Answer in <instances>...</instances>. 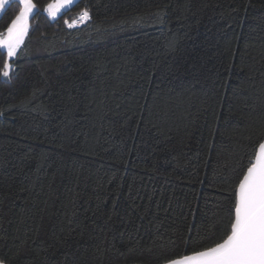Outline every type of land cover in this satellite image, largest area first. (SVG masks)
Instances as JSON below:
<instances>
[{
    "label": "trees",
    "instance_id": "trees-1",
    "mask_svg": "<svg viewBox=\"0 0 264 264\" xmlns=\"http://www.w3.org/2000/svg\"><path fill=\"white\" fill-rule=\"evenodd\" d=\"M52 1L0 76V256L164 264L210 244L264 138V0H78L51 19Z\"/></svg>",
    "mask_w": 264,
    "mask_h": 264
},
{
    "label": "snow or ice",
    "instance_id": "snow-or-ice-1",
    "mask_svg": "<svg viewBox=\"0 0 264 264\" xmlns=\"http://www.w3.org/2000/svg\"><path fill=\"white\" fill-rule=\"evenodd\" d=\"M9 2L0 0V8ZM17 2L19 14L8 26L7 33H0V48L5 49L7 55L0 76L9 79L13 72L9 60L17 56L28 32V17L36 8L33 0ZM73 2L57 0L49 3L46 11L55 18L60 9ZM88 15L85 9L82 17ZM11 261L12 257L0 256V264H11ZM166 264H264V138L260 139L246 168L241 169L233 188L229 220L220 235L199 250L169 259Z\"/></svg>",
    "mask_w": 264,
    "mask_h": 264
},
{
    "label": "rangeland",
    "instance_id": "rangeland-1",
    "mask_svg": "<svg viewBox=\"0 0 264 264\" xmlns=\"http://www.w3.org/2000/svg\"><path fill=\"white\" fill-rule=\"evenodd\" d=\"M11 1V0H10ZM76 1H78V0H74V2L71 4V5H69L68 7H66V8H62V9H60V11L58 12V14L56 15V17L55 18H53L52 16H50L49 14H48V12L46 11V9H45V11H46V13L49 15V17L51 18V19H56L57 17H59L65 10H67L69 7H71ZM57 2V0H54V1H52L51 3H56ZM7 4L8 3H6L5 5H4V7L3 8H0V14L2 13V11L4 10V8L7 6ZM36 11V8H34L33 9V11H32V14H30L29 15V17H28V30H29V20H30V18H31V16L34 14V12ZM86 20H87V18H84V17H82L81 16V18L79 19V20H77V21H75V22H72L71 23V25H73V24H84L85 22H86ZM7 33V32H6ZM5 33V34H6ZM28 33V32H27ZM27 36V35H26ZM26 36H25V38H26ZM25 38H24V40H25ZM3 49V48H2ZM5 50V49H4ZM6 51V50H5ZM13 59V58H12ZM12 59H10L9 60V63L11 64V60ZM12 65V64H11Z\"/></svg>",
    "mask_w": 264,
    "mask_h": 264
},
{
    "label": "built area",
    "instance_id": "built-area-1",
    "mask_svg": "<svg viewBox=\"0 0 264 264\" xmlns=\"http://www.w3.org/2000/svg\"><path fill=\"white\" fill-rule=\"evenodd\" d=\"M69 25H71V23H69Z\"/></svg>",
    "mask_w": 264,
    "mask_h": 264
},
{
    "label": "water",
    "instance_id": "water-1",
    "mask_svg": "<svg viewBox=\"0 0 264 264\" xmlns=\"http://www.w3.org/2000/svg\"><path fill=\"white\" fill-rule=\"evenodd\" d=\"M164 264H166V263H164Z\"/></svg>",
    "mask_w": 264,
    "mask_h": 264
}]
</instances>
